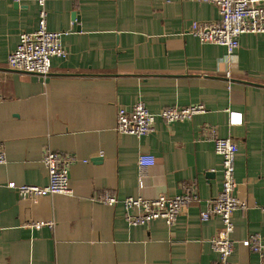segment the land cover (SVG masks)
<instances>
[{
	"label": "crops",
	"instance_id": "obj_1",
	"mask_svg": "<svg viewBox=\"0 0 264 264\" xmlns=\"http://www.w3.org/2000/svg\"><path fill=\"white\" fill-rule=\"evenodd\" d=\"M38 11L37 0H0V264H215L210 240L222 219L200 212L220 192L223 172L206 124L239 145L236 192L248 208L233 213L231 264H260L242 242L251 233L264 242V32L242 34L229 53L190 31L194 21L221 18L210 3L47 0L48 28L64 31L67 56L53 57L44 79L8 63L21 32L36 30ZM139 100L155 113L205 110L185 121L158 117L141 137L118 132V108ZM233 112L242 123H231ZM46 146L77 156L72 193L21 198L8 183L45 185ZM141 153L156 163L141 167ZM184 185H195L199 199L172 226L130 225L122 203L94 199L105 190L120 199L175 196ZM41 220L55 224L30 226Z\"/></svg>",
	"mask_w": 264,
	"mask_h": 264
},
{
	"label": "built area",
	"instance_id": "obj_2",
	"mask_svg": "<svg viewBox=\"0 0 264 264\" xmlns=\"http://www.w3.org/2000/svg\"><path fill=\"white\" fill-rule=\"evenodd\" d=\"M210 3L218 7L221 18L216 21H194L190 31L201 42L224 45L229 53L240 46V37L247 32H264V0H193ZM38 26L32 32L23 31L17 47L8 56V63L13 69L36 74L47 78L55 56L66 57L67 52L62 43L64 31H52L48 28L47 0H37ZM2 97L0 96V100ZM203 104L187 106L170 105L158 113L152 112L144 101H137L131 108L119 107L116 116V130L121 133L138 137L146 135L155 129V121L161 117L166 122L190 120L196 113L203 112ZM241 113L231 114V123H242ZM205 135L215 145V151L221 156L223 172L222 188L216 196L209 198L206 208L200 212L202 220L212 216H220L222 227L211 238L212 249L216 252L215 264H231L234 252L233 213L238 209L248 208V203L236 192L235 162L239 150L238 143L232 137L218 134L214 126L206 124ZM73 153L56 151L49 146L43 149L42 161L48 172V182L45 185L17 184L9 182L8 186L17 190L21 198L36 199L41 196L56 193L71 194L69 185L70 167L77 161ZM6 154L0 150V163L6 162ZM156 163L153 154L141 153L139 165L152 166ZM109 205L122 203L125 209V220L130 225H147L156 219H162L172 226L179 215L193 200L199 199L195 185H184L183 191L175 196L160 194L155 197L127 196L120 199L109 190L103 191L94 198ZM264 208V206H263ZM54 221L43 220L30 223V226L40 228L43 225L53 227ZM250 250L260 255V264H264V242L258 233H251L242 242Z\"/></svg>",
	"mask_w": 264,
	"mask_h": 264
},
{
	"label": "water",
	"instance_id": "obj_3",
	"mask_svg": "<svg viewBox=\"0 0 264 264\" xmlns=\"http://www.w3.org/2000/svg\"><path fill=\"white\" fill-rule=\"evenodd\" d=\"M74 15H77V14H74ZM78 18V16H76Z\"/></svg>",
	"mask_w": 264,
	"mask_h": 264
}]
</instances>
